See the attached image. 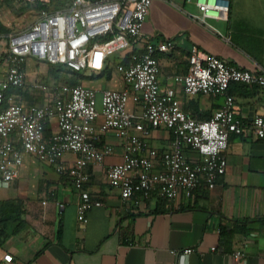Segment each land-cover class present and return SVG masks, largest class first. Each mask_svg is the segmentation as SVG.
<instances>
[{
    "label": "crops",
    "instance_id": "obj_1",
    "mask_svg": "<svg viewBox=\"0 0 264 264\" xmlns=\"http://www.w3.org/2000/svg\"><path fill=\"white\" fill-rule=\"evenodd\" d=\"M216 1L229 2L228 15L203 20L197 0H153L142 29L143 37L155 43L174 39L172 52L156 56L159 83L175 88L182 108L198 119L210 118L222 99L188 97L175 83L176 75L187 72L192 46L238 68L264 71V0ZM10 35L0 36V85L7 74L3 47H8ZM128 57L127 52L110 57L107 70L87 71L77 80L97 90L123 89L115 65L122 59L128 62ZM51 68L26 61L27 86L16 94L22 103L41 106L52 100L56 87L62 90L53 83ZM230 94L237 117L249 123L256 115L264 116L263 88L234 84ZM128 110L138 113L139 106L130 103ZM102 121L94 123L96 131ZM56 130L53 122L49 132ZM171 141L172 134L164 129L154 130L149 139L161 151L169 150ZM102 143L114 153L103 165L88 169L86 189L104 205L87 213V224L77 218L79 192L72 181L35 157H24L18 179L0 188V219L5 217L1 203L10 201L20 206L24 220L19 230L15 221L0 226V264L8 254L13 256L10 264H264V140L248 129L232 135L227 172L213 189L202 184L190 199L172 202L153 195L140 207L124 203L107 177L108 168L122 161L124 140L110 131ZM186 155L199 159L191 150ZM64 160L71 166L77 158L67 154ZM186 249L194 251L184 256ZM236 251L246 257L236 258Z\"/></svg>",
    "mask_w": 264,
    "mask_h": 264
},
{
    "label": "built area",
    "instance_id": "obj_2",
    "mask_svg": "<svg viewBox=\"0 0 264 264\" xmlns=\"http://www.w3.org/2000/svg\"><path fill=\"white\" fill-rule=\"evenodd\" d=\"M24 3L44 7L28 26L9 36L3 54L7 74L0 85V188L18 179L25 156L35 157L72 181L79 192L77 218L87 224V213L104 205L93 200L86 187L88 169L103 165L114 153L111 145L102 143L107 132L124 140L122 161L107 170L109 183L124 203L134 207L153 195L172 202L190 199L202 184L213 189L227 172L232 135L248 129L264 140V116L256 115L249 123L237 117L235 99L229 93L233 84L264 89V71L238 68L192 46L187 72L176 75L174 81L188 97L222 99L207 119L195 118L183 109L175 88L160 86L156 56L172 52L175 41L155 43L143 37L153 0H72L64 9H52V0ZM197 6L203 20L226 17L229 12V2L197 0ZM126 52L128 62L122 59L115 65L123 89L65 85L60 91L56 87L52 100L41 106L26 105L8 92L27 86L28 59L81 74L102 72L110 57ZM130 103L139 106L138 113L128 110ZM100 118L103 121L96 131L93 125ZM53 122L57 130L49 132ZM159 129L172 134L169 150L161 151L149 142ZM188 150L199 159H189ZM67 154L77 158L75 164L65 163ZM193 251L186 249L182 255ZM234 256L239 259L246 254L236 251ZM3 261L10 264L13 256L8 254Z\"/></svg>",
    "mask_w": 264,
    "mask_h": 264
},
{
    "label": "rangeland",
    "instance_id": "obj_3",
    "mask_svg": "<svg viewBox=\"0 0 264 264\" xmlns=\"http://www.w3.org/2000/svg\"><path fill=\"white\" fill-rule=\"evenodd\" d=\"M54 8L56 9L66 8L72 0H53ZM53 9V8H52ZM25 10V11H24ZM35 7L27 6L24 0H0V13L2 14L1 21L11 29V34L18 32L23 27L28 26L36 17ZM3 47L6 51V43ZM52 76H54L53 83L64 86L65 78L61 77L55 71L52 70ZM44 84V82L42 83ZM55 85V84H54Z\"/></svg>",
    "mask_w": 264,
    "mask_h": 264
},
{
    "label": "trees",
    "instance_id": "obj_4",
    "mask_svg": "<svg viewBox=\"0 0 264 264\" xmlns=\"http://www.w3.org/2000/svg\"><path fill=\"white\" fill-rule=\"evenodd\" d=\"M54 2L55 1L52 0L51 7L53 9H56L57 5L55 6L56 8H54V4H55ZM34 7H35V9L37 11H40L41 8L44 7V5H42L41 3H37V4H35ZM10 33H11V29L8 28L0 19V36L9 35ZM107 68H108V65L105 68V70H107ZM52 70L55 71L57 74H59L61 77L65 78V80H64L65 81V83H64L65 85L75 86L77 84H81L77 80V79L80 78V74L79 73H76L74 71H71V70L65 69V68H55V67H53ZM237 85H242V84H237ZM230 89H231V87H230ZM230 89H229V93H230ZM22 91H23V89H12L11 92H13L15 94H20ZM48 131H49V128H48ZM1 205H2V209H3V216H5V217L0 219V226L4 225V223L7 220H9V221L18 222V230L21 229L24 226V220L22 218V212L20 211V206L18 204H16V203H13V202H10V201L2 202Z\"/></svg>",
    "mask_w": 264,
    "mask_h": 264
}]
</instances>
